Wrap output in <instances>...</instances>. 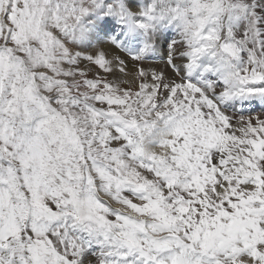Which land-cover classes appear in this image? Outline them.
Listing matches in <instances>:
<instances>
[{
  "label": "rangeland",
  "instance_id": "374dc122",
  "mask_svg": "<svg viewBox=\"0 0 264 264\" xmlns=\"http://www.w3.org/2000/svg\"><path fill=\"white\" fill-rule=\"evenodd\" d=\"M249 9L0 0V264H264V31Z\"/></svg>",
  "mask_w": 264,
  "mask_h": 264
},
{
  "label": "bare ground",
  "instance_id": "6f19581e",
  "mask_svg": "<svg viewBox=\"0 0 264 264\" xmlns=\"http://www.w3.org/2000/svg\"><path fill=\"white\" fill-rule=\"evenodd\" d=\"M247 4L248 5H250V11L251 12H253L254 10H257V9H259L260 10V12L258 13V15L256 14H254V12L253 13H251V14H253V19H254V17H256L258 20H259V23H260V25H262L261 27H262V30L264 31V0H247ZM193 7V6H192ZM139 8V7H138ZM221 10V9H220ZM135 11H137V10H135ZM139 11V10H138ZM258 11V10H257ZM140 14V13H139ZM220 14V13H219ZM50 15V14H49ZM140 18V17H139ZM212 18V17H211ZM252 19V21H254ZM237 23V22H236ZM235 23V24H236ZM214 25V24H213ZM208 31V30H207ZM214 32V31H213ZM255 32V31H254ZM264 33V32H263ZM165 34V33H164ZM164 37H163V39H165V41H166V38H167V36L165 37V35H163ZM201 36V35H200ZM199 36V37H200ZM205 37H207L206 35H205ZM204 37V38H205ZM191 38H193L192 36H191ZM263 38H264V36H263ZM168 39V38H167ZM195 39V38H194ZM196 39H197V37H196ZM208 39V38H207ZM210 40V39H209ZM208 40V41H209ZM169 41H171L170 39H169ZM197 41V40H196ZM206 41V40H205ZM172 42V41H171ZM199 42V41H198ZM197 42V43H198ZM170 43V42H169ZM207 43V42H206ZM209 43V42H208ZM207 43V44H208ZM258 43H260V41H258ZM164 45H165V43H163ZM171 44V43H170ZM194 44H195V41H194ZM200 44V43H199ZM261 44V47H264V40L260 43ZM159 45H161V44H159ZM261 47H259L258 49H260ZM93 48V47H92ZM95 48V47H94ZM93 48V49H94ZM117 49V48H116ZM111 44H109V43H104V44H102V45H99L98 46V48L95 50V52H96V54H100L101 52H103V53H105L106 55H107V57L112 61L111 62V64H114V65H116L117 67H118V64H119V62L117 61V56H118V51L116 50ZM171 54V53H170ZM127 55V54H126ZM128 57V56H127ZM172 57V56H171ZM261 57H262V55H261ZM130 58V57H129ZM194 60V59H193ZM246 61V60H245ZM245 61L244 62H242V63H245ZM132 62V61H131ZM203 62V61H202ZM240 62V61H239ZM263 62V61H262ZM261 62V63H262ZM157 64L159 65V73L160 74H168V72H170L171 73V70H170V67H169V65H168V63L166 62V61H159V62H157ZM258 64V63H257ZM263 64V63H262ZM246 65V64H245ZM105 66H107V63L105 64ZM104 66V67H105ZM240 66V65H239ZM99 68H97V70H98ZM94 73H96V72H94ZM93 73V74H94ZM256 82V81H255ZM257 83V82H256ZM264 85V84H263ZM240 106V105H239ZM237 107V106H236ZM239 108V107H238ZM225 112H227V114H229L228 113V111H225ZM249 113V112H248ZM231 115V114H230ZM247 116H250V114L249 115H246V117H243V118H240V123H239V127H242V126H244L245 124V122H249L250 123V121L254 118V117H252V116H250V117H247ZM259 116H261L262 118H264V113H262V114H259ZM241 117V116H240ZM239 119V118H238ZM164 130H166V131H161V133L163 134V133H169L170 131L169 130H167V129H164ZM170 130H172V129H170ZM169 131V132H168ZM155 134V133H154ZM170 135V134H169ZM149 143V142H148ZM151 146H152V150H155L157 153H161V151L163 150L162 149V147H161V145L160 146H158V145H152V144H150ZM247 146V145H246ZM251 146V145H250ZM149 148H150V146H149ZM128 161H130V160H128ZM145 176H147L146 178L147 179H150V180H153L150 176H149V174H146ZM105 177H107V179L108 180H113V179H111V174H107ZM153 177V176H152ZM99 187H97V188H93V192L92 191H90V193H91V195H100V196H103L102 194H101V192L99 191ZM217 189H218V192H219V194L221 193V195H222V190L224 189L223 187H217ZM163 189H161L160 188V191H162ZM164 191L165 192H167V189L166 188H164ZM244 205V204H243ZM83 262H84V264H91V263H96V257L95 256H92V255H87V256H84L83 258Z\"/></svg>",
  "mask_w": 264,
  "mask_h": 264
}]
</instances>
